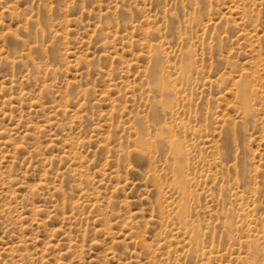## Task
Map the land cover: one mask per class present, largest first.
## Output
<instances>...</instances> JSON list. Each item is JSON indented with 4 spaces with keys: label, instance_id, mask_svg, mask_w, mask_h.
Listing matches in <instances>:
<instances>
[{
    "label": "rangeland",
    "instance_id": "374dc122",
    "mask_svg": "<svg viewBox=\"0 0 264 264\" xmlns=\"http://www.w3.org/2000/svg\"><path fill=\"white\" fill-rule=\"evenodd\" d=\"M0 264H264V0H0Z\"/></svg>",
    "mask_w": 264,
    "mask_h": 264
}]
</instances>
